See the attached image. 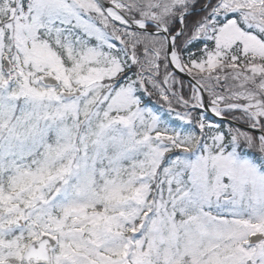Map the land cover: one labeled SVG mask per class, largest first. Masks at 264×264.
I'll return each mask as SVG.
<instances>
[{"label": "snow or ice", "instance_id": "snow-or-ice-1", "mask_svg": "<svg viewBox=\"0 0 264 264\" xmlns=\"http://www.w3.org/2000/svg\"><path fill=\"white\" fill-rule=\"evenodd\" d=\"M0 264H264V0H0Z\"/></svg>", "mask_w": 264, "mask_h": 264}]
</instances>
